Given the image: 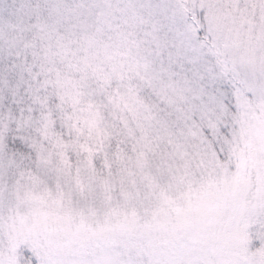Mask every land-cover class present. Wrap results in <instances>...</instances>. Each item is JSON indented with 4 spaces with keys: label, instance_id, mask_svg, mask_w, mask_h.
I'll use <instances>...</instances> for the list:
<instances>
[{
    "label": "snow or ice",
    "instance_id": "6c2138e0",
    "mask_svg": "<svg viewBox=\"0 0 264 264\" xmlns=\"http://www.w3.org/2000/svg\"><path fill=\"white\" fill-rule=\"evenodd\" d=\"M0 264H264V0H0Z\"/></svg>",
    "mask_w": 264,
    "mask_h": 264
}]
</instances>
